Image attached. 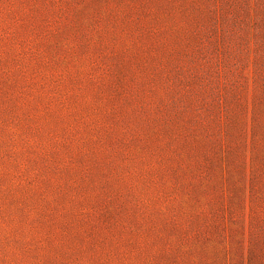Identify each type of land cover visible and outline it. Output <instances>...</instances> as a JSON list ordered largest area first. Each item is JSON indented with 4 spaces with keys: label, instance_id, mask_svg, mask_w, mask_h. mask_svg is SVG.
I'll return each mask as SVG.
<instances>
[{
    "label": "rangeland",
    "instance_id": "1",
    "mask_svg": "<svg viewBox=\"0 0 264 264\" xmlns=\"http://www.w3.org/2000/svg\"><path fill=\"white\" fill-rule=\"evenodd\" d=\"M0 264H264V0H0Z\"/></svg>",
    "mask_w": 264,
    "mask_h": 264
}]
</instances>
